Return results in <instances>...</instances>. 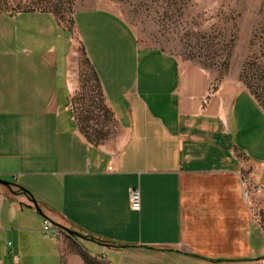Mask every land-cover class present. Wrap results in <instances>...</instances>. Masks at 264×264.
<instances>
[{
    "label": "crops",
    "instance_id": "0c3cea01",
    "mask_svg": "<svg viewBox=\"0 0 264 264\" xmlns=\"http://www.w3.org/2000/svg\"><path fill=\"white\" fill-rule=\"evenodd\" d=\"M72 23L118 134L96 146L79 131L74 43L55 14L0 10V177L17 185L0 184V264H85L81 251L109 264H264L253 205L264 208V110L250 91L143 45L109 8H77ZM244 179L258 184L247 196Z\"/></svg>",
    "mask_w": 264,
    "mask_h": 264
},
{
    "label": "rangeland",
    "instance_id": "374dc122",
    "mask_svg": "<svg viewBox=\"0 0 264 264\" xmlns=\"http://www.w3.org/2000/svg\"><path fill=\"white\" fill-rule=\"evenodd\" d=\"M98 6L116 11L143 45L207 70L214 85L241 84L264 110V0H0L3 11H52L67 30L75 48L69 65L76 82L70 109L91 144L111 143L118 134L72 23L75 9ZM253 205L264 227V208ZM80 255L85 264H109L84 251Z\"/></svg>",
    "mask_w": 264,
    "mask_h": 264
},
{
    "label": "built area",
    "instance_id": "2783aa9c",
    "mask_svg": "<svg viewBox=\"0 0 264 264\" xmlns=\"http://www.w3.org/2000/svg\"><path fill=\"white\" fill-rule=\"evenodd\" d=\"M243 184L245 186L244 189V195L247 196L249 193V186L252 189H257L258 188V184L257 182H252L251 184H249L247 179L243 180ZM128 200L129 203L131 205V207L137 208L140 205V194L137 188H132L129 190L128 192ZM42 231L45 235H49L51 233V231H53L52 229V225L50 223V221L48 219H43L42 221Z\"/></svg>",
    "mask_w": 264,
    "mask_h": 264
},
{
    "label": "water",
    "instance_id": "95a60500",
    "mask_svg": "<svg viewBox=\"0 0 264 264\" xmlns=\"http://www.w3.org/2000/svg\"><path fill=\"white\" fill-rule=\"evenodd\" d=\"M0 184H2V185H4V186L8 187L9 189H12L13 186H17V185H15L13 182L8 181V180H6V179H3V178H1V177H0ZM18 188H19L23 193H25L26 195L29 196L30 201L32 202V204H33V206L35 207V209H36L40 214H42V212H41V210H40V208H39V205L37 204L36 200L31 196V194H30L28 191H26L24 188L20 187V186H18ZM55 225L59 226V227H60L61 229H63L65 232H67L68 234L73 235V236H75V237H78V238H81V239H89V240L94 241V242H96V243L104 244L102 241H99V240H97V239H95L94 237H91V236H89V235L82 234V233H80V232H78V231H75V230L70 229V228H68V227H64V226L59 225V224H57V223H55Z\"/></svg>",
    "mask_w": 264,
    "mask_h": 264
},
{
    "label": "trees",
    "instance_id": "16d2710c",
    "mask_svg": "<svg viewBox=\"0 0 264 264\" xmlns=\"http://www.w3.org/2000/svg\"><path fill=\"white\" fill-rule=\"evenodd\" d=\"M86 57V56H85ZM87 59V58H86ZM87 62L89 63V61H88V59H87ZM90 65V64H89ZM90 67H91V65H90ZM91 70H92V73H93V75H94V77H95V79H96V81H97V83L99 84V82H98V79H97V76H96V74H95V72H94V70H93V68L91 67ZM99 87H100V85H99ZM100 89H101V87H100ZM110 111V110H109ZM111 113V112H110ZM112 115V114H111Z\"/></svg>",
    "mask_w": 264,
    "mask_h": 264
}]
</instances>
